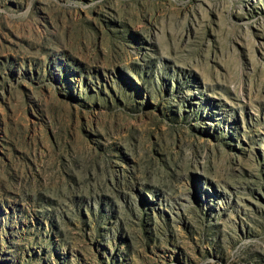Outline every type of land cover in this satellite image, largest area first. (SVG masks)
<instances>
[{
  "label": "rangeland",
  "instance_id": "374dc122",
  "mask_svg": "<svg viewBox=\"0 0 264 264\" xmlns=\"http://www.w3.org/2000/svg\"><path fill=\"white\" fill-rule=\"evenodd\" d=\"M0 264H264V0H0Z\"/></svg>",
  "mask_w": 264,
  "mask_h": 264
}]
</instances>
